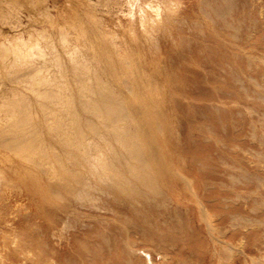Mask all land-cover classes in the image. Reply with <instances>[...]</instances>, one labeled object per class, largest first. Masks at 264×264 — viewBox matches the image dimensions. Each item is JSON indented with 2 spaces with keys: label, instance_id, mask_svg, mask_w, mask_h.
Returning a JSON list of instances; mask_svg holds the SVG:
<instances>
[{
  "label": "rangeland",
  "instance_id": "obj_1",
  "mask_svg": "<svg viewBox=\"0 0 264 264\" xmlns=\"http://www.w3.org/2000/svg\"><path fill=\"white\" fill-rule=\"evenodd\" d=\"M154 1L167 19L155 23L153 39L137 20L133 31L141 33L128 34L119 2L101 15L116 27L110 31L128 36L113 40L120 57L146 64L142 76L155 79L148 91L157 89L151 109L160 115L145 124L167 213L146 210L143 219L129 209L145 211L142 199L114 204L113 195L84 206L44 180L43 193L23 201L15 232L0 214V264H264V0H233L229 26L203 11L202 0Z\"/></svg>",
  "mask_w": 264,
  "mask_h": 264
},
{
  "label": "bare ground",
  "instance_id": "obj_2",
  "mask_svg": "<svg viewBox=\"0 0 264 264\" xmlns=\"http://www.w3.org/2000/svg\"><path fill=\"white\" fill-rule=\"evenodd\" d=\"M202 1L203 11L230 25L227 18L233 12V0ZM114 2L129 14L128 27L121 16L116 22L133 37L140 32L133 31L136 20L143 38L149 40L156 35L155 23L167 19L159 7L161 1L154 0H54L52 6L48 0H0L3 227L16 231L15 218L28 205L23 201L36 200L43 193L44 180L53 194L65 193L84 206L98 207L101 195H113L115 200L108 201L114 204L142 199L145 211L129 207L140 218L146 219V210L167 213L159 207L163 191L151 171L158 156L145 124L156 122L160 115L151 109L156 100L150 92L156 87L152 86L155 79L151 85L142 76L146 64L120 57L121 47L113 40L128 36L110 31L116 27L109 30L101 15ZM150 86L154 89L148 91ZM144 95V100H138ZM156 129L161 134L162 126ZM6 171L19 182L5 177ZM11 186L16 194L10 192ZM32 214L23 218L30 219ZM22 250L28 251L26 246ZM26 254L21 261H27Z\"/></svg>",
  "mask_w": 264,
  "mask_h": 264
}]
</instances>
